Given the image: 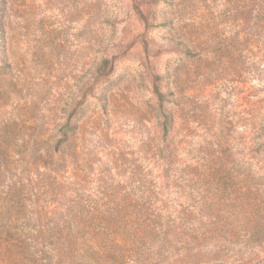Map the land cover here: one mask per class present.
<instances>
[{
  "label": "rangeland",
  "instance_id": "obj_1",
  "mask_svg": "<svg viewBox=\"0 0 264 264\" xmlns=\"http://www.w3.org/2000/svg\"><path fill=\"white\" fill-rule=\"evenodd\" d=\"M263 142L264 0H0V264L68 205L126 264H264Z\"/></svg>",
  "mask_w": 264,
  "mask_h": 264
},
{
  "label": "trees",
  "instance_id": "obj_2",
  "mask_svg": "<svg viewBox=\"0 0 264 264\" xmlns=\"http://www.w3.org/2000/svg\"><path fill=\"white\" fill-rule=\"evenodd\" d=\"M182 45L181 50L189 52L187 46L183 43ZM157 98L158 110L162 119L161 129L164 134H167L173 124V113L167 107L168 100L164 93H158ZM70 124L71 118L67 117L60 126L58 130L60 143L67 142L69 132L72 130ZM195 213L189 212L184 215V219L195 222L197 220ZM44 218L47 220L46 223L27 229L25 240L19 242V246L14 247L17 255H25V264H126V260H130L125 258H127L126 252L130 253L131 249L127 250L125 243L117 240L118 236L115 231L108 228L101 230L95 228L92 225L93 216L81 208L68 205L64 211H57L48 218L46 216ZM153 222L156 223V220ZM159 226L155 225L150 230L161 234L159 241L167 243L173 237L172 231H162V228L155 230ZM12 231L16 236V231ZM183 232L184 236L188 233L196 237L208 234L195 226L184 229ZM211 234L219 236L220 232L212 231ZM146 236L153 242V237ZM132 244L133 247L137 243ZM142 245L144 244L136 246L134 252ZM138 254L144 255L145 251L141 250Z\"/></svg>",
  "mask_w": 264,
  "mask_h": 264
}]
</instances>
